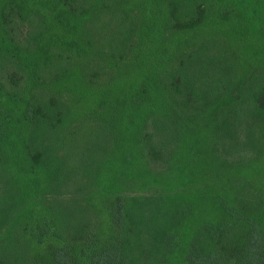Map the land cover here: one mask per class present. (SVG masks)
I'll return each mask as SVG.
<instances>
[{"label": "trees", "instance_id": "obj_1", "mask_svg": "<svg viewBox=\"0 0 264 264\" xmlns=\"http://www.w3.org/2000/svg\"><path fill=\"white\" fill-rule=\"evenodd\" d=\"M162 1L0 0V264H264V0Z\"/></svg>", "mask_w": 264, "mask_h": 264}, {"label": "rangeland", "instance_id": "obj_2", "mask_svg": "<svg viewBox=\"0 0 264 264\" xmlns=\"http://www.w3.org/2000/svg\"><path fill=\"white\" fill-rule=\"evenodd\" d=\"M56 1V0H54ZM121 1V5L123 7H128V2H130V6L133 8V4L136 2V0H119ZM138 1H142V0H138ZM94 2V0H93ZM155 2H153V0H148V3L146 2V5L150 6V7H156L157 9H162L163 11H166L165 8V4L162 0H157V3L153 4ZM121 6L122 10H125V8H123ZM150 9L149 11L148 9L145 10L141 7V10H135L132 13V16L130 18L132 25L133 24H137V29H136V36L134 35V37L132 38V45L135 44V46H137V36H138V32L140 30V28H143V21L147 16H152L150 13ZM8 10L10 12V14L12 15V17H14L17 13L18 10V6L14 3H10ZM155 11V10H154ZM9 12L7 13V15L9 14ZM152 12V11H151ZM166 14V13H165ZM94 16V10L90 11V13L88 15H86L84 18L80 19L81 21V27H83L85 25L86 21H89L90 19H92ZM96 25L98 28H96V32L99 33L96 37L97 40H101L104 41V37H105V32L108 31L109 29H111L113 26V24L111 23V21L109 20V14L107 13H102L100 14V16L97 19ZM35 22H29V23H25V26L23 27V29H18L17 32H21L25 34L26 32H30V31H34L35 28ZM222 30V29H221ZM221 30L218 31L216 30L214 33H209L207 31H204L200 34L199 37H197L195 40H199V39H205L202 42H207L206 40H211V39H219L221 37ZM159 33H161L162 35L166 36L167 38H170L171 40L173 39V32L172 30L167 31L165 25L160 27V30L158 31ZM207 43H211L207 42ZM206 52H213V49H208V48H204L203 49ZM239 53L235 54L232 58H229V64H228V68L230 70V78H231V90L232 92L230 93V95H228V99L224 100L221 104L219 103L216 106L215 110H212L211 115H210V119L211 120H217L221 117V114L227 109V106L229 103L233 102L234 100L237 99H241L244 95H245V90L247 89V87L249 86V80H250V75L254 74L257 76H263L264 73V68L261 67L259 64H256V61L250 60V62H246L245 59L243 57H239L238 56ZM235 59V60H234ZM135 70H132L130 72V74H124L125 76H123L121 79H126V77H128L129 75L132 77L133 74H135ZM76 85H77V89L81 92V91H85V97L83 98V100H81V102L77 105V108L79 107V109L77 110L79 114H82L84 112H86L87 110H89L90 108H92V103L96 102V98L94 99V96H97L100 94L98 89L94 86H90L86 83H83L80 79H78L76 81ZM82 87V88H81ZM209 113V114H210ZM208 114V116H209ZM258 128V127H257ZM259 132V134L261 135V141L262 144L261 146H263V158L260 159L259 161V166L257 167V171H255V176L254 179L257 180L259 182V184H264V127L262 126L261 129L259 128L257 130ZM216 141V139H215ZM251 173V172H250ZM1 240V238H0Z\"/></svg>", "mask_w": 264, "mask_h": 264}]
</instances>
